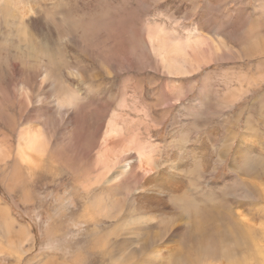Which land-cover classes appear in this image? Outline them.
I'll return each mask as SVG.
<instances>
[{
	"label": "rangeland",
	"instance_id": "1",
	"mask_svg": "<svg viewBox=\"0 0 264 264\" xmlns=\"http://www.w3.org/2000/svg\"><path fill=\"white\" fill-rule=\"evenodd\" d=\"M208 13L239 30L169 75L144 25ZM245 24L262 26L237 43ZM33 127L46 146L22 162ZM255 248L264 0H0V264H258Z\"/></svg>",
	"mask_w": 264,
	"mask_h": 264
},
{
	"label": "crops",
	"instance_id": "2",
	"mask_svg": "<svg viewBox=\"0 0 264 264\" xmlns=\"http://www.w3.org/2000/svg\"><path fill=\"white\" fill-rule=\"evenodd\" d=\"M166 17L169 18L168 16H166ZM183 19L182 18H172L169 20L168 24L164 23L163 25H161L162 27L160 25H151V24L144 25V26H154V28H146L147 31H151L148 34V36H146V42H147V39L150 40L149 42H147V44L150 47V51H152V54L154 56L157 54L155 56L158 59L157 61L161 64L162 68L165 69L167 73H168V70H167L166 65L165 64L162 65V62L166 61V59H164L162 53H165V54L172 56L174 58V60H178V61L180 60L179 61L180 63L178 65L179 69L178 70H172V71L176 72V74H172V75L178 76V77L180 75L187 74V73L191 72V69L190 70L187 69V67L189 66L188 63H186V65H184V66H180L181 65V58H180L181 54H189V56H192V54H194L196 52V49H197L196 46L200 47V51H197V52L212 53V52H214V49H213L214 44H215L214 39H220L221 38L219 36L220 34L223 35L227 31H229L227 28L235 30L233 32H236L239 30V27L236 26V28H235V24L237 23L236 21L231 20L232 23L227 25V23L229 22L230 19L223 21L222 25L218 26L217 20L213 16H211L209 13L207 15H204V18L202 16H197L196 19L193 20L190 25H183V22H184ZM168 25L170 26V28L171 27L175 28L176 26L177 27L179 26V32H177V30L175 29L174 34L168 33L169 32L167 30V29H169ZM246 26H247L246 24H245V26L240 25L241 30L239 31V33H243L242 31L244 28H246ZM257 27L259 28L260 26H257ZM218 28H220L219 29L220 31L218 32V33H220L219 35L217 34ZM249 30H247V31H249ZM204 31H206V32H204ZM180 32H182L183 35H180ZM174 36H176V37H174ZM157 38L159 40H157ZM151 40L156 41L157 43L151 42ZM181 41L184 43H182ZM165 42H167V43H165ZM223 43L226 44V41L221 40L222 45H223ZM230 43L233 44L234 42L231 41ZM163 44H165V46ZM169 44H170V46H172V47L174 46V47L173 48L170 47ZM166 45H168V46H166ZM174 48H175V50H174ZM157 49H158V51H157ZM159 50H163V51H159ZM174 51H175V53H174ZM219 54H220V52H219ZM190 66H191V63H190ZM143 109L144 108H141L140 111H142ZM143 116L145 117L144 113H143ZM132 140L133 139H127V141H126L127 144L128 143H130V144L135 143ZM21 141H20L19 145L22 144ZM138 143H139L138 145L140 147L139 152L141 153V155L136 154L137 158L139 160H144V159L151 156L152 165H155V161H156L154 158L155 153L151 150H148L147 147L144 146L141 142H138ZM31 154H33V153H30V155ZM34 155H37V154H34ZM133 156H134V152H133ZM156 164H157V161H156Z\"/></svg>",
	"mask_w": 264,
	"mask_h": 264
},
{
	"label": "bare ground",
	"instance_id": "3",
	"mask_svg": "<svg viewBox=\"0 0 264 264\" xmlns=\"http://www.w3.org/2000/svg\"><path fill=\"white\" fill-rule=\"evenodd\" d=\"M257 26H262L261 24H250V25H247L246 26V28H244L243 29V33H234V35H233V38L237 41V35H240V37H243L244 35H250L251 33H256V31L259 29ZM249 29H251L252 31H250ZM247 30H249V31H247ZM233 31H235V30H233ZM151 31H146V33H142L143 34V37L144 36H148V34L150 33ZM157 37V36H156ZM151 38V37H150ZM155 38V37H154ZM143 39V38H142ZM154 40V39H153ZM153 40H151V42H154V43H157L156 41H153ZM156 40V39H155ZM157 40H159L158 38H157ZM150 40H148L147 39V42H149ZM159 42V41H158ZM162 43V42H161ZM165 43H167V42H165ZM237 43H238V41H237ZM150 44V43H149ZM161 45V44H160ZM164 46H165V44H163ZM163 46V47H164ZM166 46H168V45H166ZM169 46H170V44H169ZM160 47V46H159ZM170 47H172V46H170ZM174 47V46H173ZM172 47V48H173ZM196 52L194 53V54H192V56L194 57V58H196V57H199L198 56V54H200V55H204V54H213V53H216V54H219V52H220V49H218V48H215V47H213V49H214V52H212V53H208V52H197V51H200V47H197L196 46ZM164 49V48H163ZM171 49V48H170ZM152 50V49H151ZM167 50V49H166ZM174 50H175V48H174ZM157 51H158V49H157ZM159 51H163V50H159ZM171 51V50H170ZM182 51V50H181ZM260 51H263V50H260ZM259 51V52H260ZM177 52V51H176ZM158 53V52H157ZM173 53V52H172ZM171 53V54H172ZM174 53H175V51H174ZM155 54V53H154ZM170 54V53H169ZM177 54V53H176ZM157 55V54H156ZM155 55V56H156ZM162 55H163V57H164V59H166V61L165 62H162V65L163 64H165L166 65V67H167V70H168V73L170 74V75H172V74H176V72H174V71H172V70H178L179 69V61L178 60H174V58L172 57V56H170V55H168V54H165V53H162ZM239 57H240V55H238ZM243 57H245L244 55H242ZM202 59H206V58H202ZM182 61V60H181ZM204 62V61H203ZM180 66H182V65H180ZM118 127V126H117ZM113 132H115V130H112V134H113ZM117 132V131H116ZM41 133V134H40ZM32 134H35V135H32ZM111 134V131L109 132V135ZM37 135V136H36ZM108 135V134H107ZM19 141H21L22 142V144H20L19 145V152H18V154L20 155L19 156V158L21 157V161L22 162H24V161H26L27 159H28V157H26V158H24L22 155L25 153V151L26 150H28V149H30V150H35V151H33V152H43V149H44V147L46 146V139H45V137H44V134L40 131V130H38V129H36V128H34L33 127V129H31L30 130V128H25V129H23L22 130V132L20 133V135H19ZM133 141V140H132ZM128 144H130V143H128ZM128 144H125V145H128ZM132 144H134V143H132ZM127 147V146H126ZM127 149H129V150H133V152H134V156L137 158V156H136V154L137 155H141V153L139 152V150H140V147H139V145L138 144H136V145H128V148ZM125 151V150H124ZM106 152V151H105ZM108 153V152H107ZM22 154V155H21ZM149 155V154H148ZM133 156V155H132ZM98 157V156H97ZM17 158V157H16ZM138 159V158H137ZM139 160V159H138ZM29 161H31V160H29ZM21 163V162H20ZM29 163H31V162H29ZM28 164V163H27ZM150 173V172H149ZM151 173H153V172H151ZM152 203V202H151ZM188 234V233H187ZM240 238H242L243 240H244V236L243 237H240ZM206 240V239H205ZM207 252V251H206ZM254 252V256H252V259H253V257H254V260H257V263L259 264L260 262H262V264H264V253H258L257 251H256V248H255V250L253 251ZM225 254H227V253H225ZM230 259V258H229ZM220 263V262H219ZM242 264H245V263H242Z\"/></svg>",
	"mask_w": 264,
	"mask_h": 264
}]
</instances>
